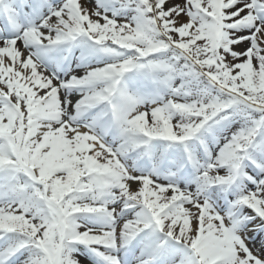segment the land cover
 Wrapping results in <instances>:
<instances>
[{"label":"snow or ice","instance_id":"obj_1","mask_svg":"<svg viewBox=\"0 0 264 264\" xmlns=\"http://www.w3.org/2000/svg\"><path fill=\"white\" fill-rule=\"evenodd\" d=\"M0 264H264V0H0Z\"/></svg>","mask_w":264,"mask_h":264}]
</instances>
